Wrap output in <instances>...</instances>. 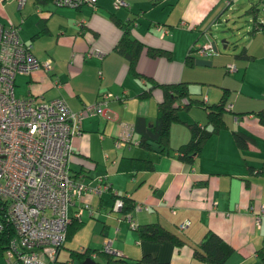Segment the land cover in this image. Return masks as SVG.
Returning a JSON list of instances; mask_svg holds the SVG:
<instances>
[{"label": "crops", "instance_id": "0c3cea01", "mask_svg": "<svg viewBox=\"0 0 264 264\" xmlns=\"http://www.w3.org/2000/svg\"><path fill=\"white\" fill-rule=\"evenodd\" d=\"M123 1L126 5L114 6L112 0H96L91 7L84 3L55 5L50 0H22L18 6L16 0H0V22L16 24L20 40L30 44L32 53L39 59H51L47 70L37 67L14 74L16 96L32 95L35 101L61 96L75 110L101 92L114 95L106 99L100 113L81 117L78 132L70 138L66 162L79 180L93 184L101 177L111 189L80 195L92 211H81L76 230L83 225L87 235L82 239L74 235L75 230L64 238H73L75 245L67 247L62 259L56 254L57 261L51 264H77L80 260L69 256V248H100L106 239L113 250L128 258L145 252L155 255L158 263L152 264H209L193 257L189 245L198 242L208 229L232 248L222 264H256L255 249L264 245V126L252 112L264 104V31L254 23L257 11L244 17L245 21L241 17L239 23L241 47L250 57L240 55L235 62L213 43L212 51L192 49V64L184 62L197 37L200 42L209 41L205 37L210 25L220 21L230 2L240 4L231 12L233 16L254 1ZM110 15L126 24L129 36L142 43L135 60V69L142 76L129 74L125 58L113 49L121 28ZM259 20L264 23V18ZM92 46L102 50L99 55L87 53ZM145 46L164 49L168 57L150 56ZM228 62L234 64L229 75L224 73ZM144 75L157 83L184 80L189 95L207 103L217 101L222 88H228L225 126L210 134L190 161L179 157L177 145L189 136L187 121L203 123L204 108L195 104L182 107L187 98H179L178 119L169 124L167 144L158 145L150 139L139 144L140 128L152 123L161 98L160 86H151ZM234 85L237 89L230 92ZM141 91L147 93L139 95ZM138 115L142 122L135 120ZM236 129L248 134L245 147L235 145L231 131ZM126 158L148 160L151 167H127ZM114 191L145 205L130 211L132 221L157 220L189 244L139 239L128 220L111 207ZM74 207L70 203L68 212ZM183 220L187 223L177 227Z\"/></svg>", "mask_w": 264, "mask_h": 264}, {"label": "built area", "instance_id": "2783aa9c", "mask_svg": "<svg viewBox=\"0 0 264 264\" xmlns=\"http://www.w3.org/2000/svg\"><path fill=\"white\" fill-rule=\"evenodd\" d=\"M50 1L66 6L95 5V0ZM16 2L19 6L22 0ZM112 3L118 6L124 1ZM209 46V42L199 43L195 50L202 53ZM101 51L92 46L87 53L99 55ZM50 66L49 57L37 58L30 44L20 40L16 24L0 22V254L5 264H51L65 238L70 218L67 206L78 199L72 215L79 216L84 209L91 214L89 203L80 195L107 188L101 177L93 184L74 178L66 162L70 138L78 132L81 117L100 113L106 99L114 95L101 92L95 100L72 110L61 96L35 101L32 95L13 93L15 73ZM226 69L233 70L234 64L226 63ZM120 204L121 199L115 197L111 207L117 209ZM141 207L145 205L133 204V209ZM129 216L124 214L131 224ZM101 249L114 251L107 239ZM94 255L92 251L90 256Z\"/></svg>", "mask_w": 264, "mask_h": 264}, {"label": "trees", "instance_id": "16d2710c", "mask_svg": "<svg viewBox=\"0 0 264 264\" xmlns=\"http://www.w3.org/2000/svg\"><path fill=\"white\" fill-rule=\"evenodd\" d=\"M33 1L35 3H43V2H46L47 0H33ZM121 5H126V2L124 1V4H121ZM263 5L264 3L262 4L261 8L263 7ZM255 10H256V7L252 4L247 6L244 9V11L250 12L252 16H254L256 12ZM110 17L121 28L120 34L117 37L113 45V49L125 58L127 72L129 74L133 76H142L143 74L141 75L135 69V60L137 58L138 53L142 49V43L136 40L135 38L129 36L126 24L120 23L117 20V18L113 15H110ZM254 23L256 24V27L261 28V30L264 31V23L262 21L254 18ZM203 42L195 41V42H192V44L188 47L187 53L184 58V62L186 64L190 65L192 64V61H193V57L190 54V51L192 49L193 50L195 49L196 44L203 43ZM205 42L210 43V46L208 47L206 51H212L215 49L211 41H205ZM262 44L264 48V37L262 39ZM145 53H147L150 56L164 55L168 57V52L166 50L157 48V47H152V46H145ZM233 55L235 56L241 55L243 57L251 56L250 54H247L244 51V48L241 46L237 52L233 53ZM224 69L225 71L228 72V70L226 69V64L224 65ZM145 77L146 79L150 81L151 86L153 85L160 86L161 98L157 102V111H156V114H155V117L152 123L150 125H147V124L142 125L140 128L141 136L138 141L139 144H143L147 142V139L155 141L158 145L167 144L169 124L172 121L178 119L177 111L181 106L186 107L188 105L195 104V105H199L202 108H204L205 120L203 121V123L198 124L194 120L187 121L186 124L189 129V136L185 141L177 145L176 150L179 151L178 152L179 157L183 160L190 161L192 157L199 152L205 139L210 134L217 132L220 128L225 126V121L223 118V109H224V104L227 101L226 96H227L228 88L226 87L222 88L223 90L221 91V95L217 99V101L207 103V102H204L203 99L200 97L189 95L190 91L187 89V82L184 80H180L177 82L157 83L151 77L149 76H145ZM146 93L147 92L145 91H141L138 94L145 95ZM181 97H183L182 99H185V97L187 99L183 100L180 106L178 99ZM263 97H264V93H263ZM252 112L255 115L257 122L264 126V104L260 106L259 108L253 109ZM135 120L137 122H142L143 118L142 116L138 115L136 116ZM231 136H232V139L235 145L241 148L245 147L246 141L249 138L247 133L239 129L232 130ZM125 160L127 162V167H131V168H135V167L150 168L151 167V164L148 160L135 159V158H126ZM71 175L74 178L79 179L75 176L74 173H71ZM107 189L108 190L111 189L108 183H107V188L103 190H107ZM111 197H112V200L115 197H119L121 199V204L119 205L117 210L120 211V213L123 216L127 212L130 215V211L133 209V204L135 203V201H133L129 196L125 194H118L116 191H114V193H111ZM77 203L78 201H76V199H73L72 204L75 207L73 209H70L69 212H68L69 205L67 206V212L69 215L73 214V211L76 209ZM90 210L92 211L91 206H90ZM84 211L85 213H87L85 209ZM129 218L132 221L130 216ZM184 221L186 220H183L181 222H184ZM80 223H81L80 215L70 217L65 227V238H69L72 232L75 231L76 228L80 225ZM179 223L180 222L177 223V227L181 228L179 226ZM129 226L134 229L136 236L142 240L153 241V242L168 240L174 245H180L183 243H187L185 242L186 240L182 235H180L176 231L172 230L171 228L167 227L166 225L160 223L157 220H151V221L139 222V223H135L134 221H132V223L129 224ZM61 245L62 243L60 244V246ZM189 245L191 247V254L193 255V257L199 259L203 263H209V264H222L225 257L232 250L231 246L227 242H225L217 233L209 229L204 231L202 237L200 238L198 242H195V243L193 242V243H190ZM92 251L95 252L94 256H90V253ZM70 255H73V256L75 255L79 260H81L84 256H89L94 260V263L98 262L96 261L95 257L97 255H100L103 257L104 264L158 263L156 256L150 253H147V252L142 253L138 257L128 258L124 255L119 254V251L117 250H114L112 252L104 251L101 249V247L96 248V247L84 246L81 249L69 248V256ZM255 255L258 258V262L256 264H264V245H261L255 249ZM53 261H57L56 258Z\"/></svg>", "mask_w": 264, "mask_h": 264}, {"label": "rangeland", "instance_id": "374dc122", "mask_svg": "<svg viewBox=\"0 0 264 264\" xmlns=\"http://www.w3.org/2000/svg\"><path fill=\"white\" fill-rule=\"evenodd\" d=\"M253 1L255 3L253 5L256 7L255 11H257V14H256L257 18L258 19L264 18V11L261 8L262 3L260 4L259 0H253ZM237 6H240L238 2L237 4L230 2L229 8L226 7V14L223 15L222 18H220V21L218 23L210 25L208 37H205V39H209V41L215 44L216 49L219 52L229 53L230 58H232V60H235V62H237L239 57L234 56L233 53L239 50V47L241 46V40H243V37L241 36V31H238L241 27L239 26L240 25L239 23H240L241 17L244 20V17H247L250 14V12L245 13L241 8V12H238L237 14L235 13L233 16H231V12H235L238 10ZM197 38L198 39H196V41L200 42L199 37ZM192 52L196 53L195 51H192ZM224 73L229 75L231 73L233 74V71H228V72L225 71ZM250 77L255 78L254 75ZM236 80L238 79L236 78ZM233 89H237V85H234V87L230 89V92H233L234 91ZM75 234L78 237L85 239V235H87V230L83 225H81L80 228L75 231L74 235ZM72 245H75L73 238L64 239L63 245L59 248V251L57 253V258L62 259V256L65 254L67 247H73ZM95 259L96 261H98V263L96 264H104L102 256L97 255ZM99 259L101 261H99ZM2 260L3 258H2V255L0 254V264H5Z\"/></svg>", "mask_w": 264, "mask_h": 264}, {"label": "water", "instance_id": "95a60500", "mask_svg": "<svg viewBox=\"0 0 264 264\" xmlns=\"http://www.w3.org/2000/svg\"><path fill=\"white\" fill-rule=\"evenodd\" d=\"M77 264H94V260L89 256H84Z\"/></svg>", "mask_w": 264, "mask_h": 264}]
</instances>
